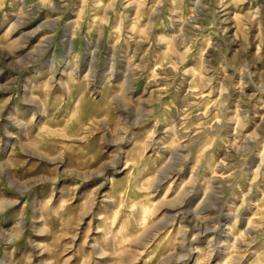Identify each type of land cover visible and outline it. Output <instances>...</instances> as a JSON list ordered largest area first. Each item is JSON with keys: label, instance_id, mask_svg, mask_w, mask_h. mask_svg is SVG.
<instances>
[{"label": "rangeland", "instance_id": "374dc122", "mask_svg": "<svg viewBox=\"0 0 264 264\" xmlns=\"http://www.w3.org/2000/svg\"><path fill=\"white\" fill-rule=\"evenodd\" d=\"M0 264H264V0H0Z\"/></svg>", "mask_w": 264, "mask_h": 264}]
</instances>
